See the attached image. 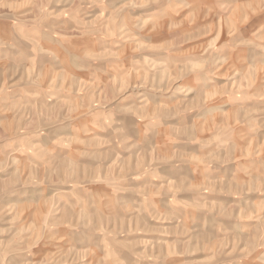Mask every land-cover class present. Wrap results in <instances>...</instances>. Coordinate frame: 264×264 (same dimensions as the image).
Returning <instances> with one entry per match:
<instances>
[{"label": "rangeland", "instance_id": "rangeland-1", "mask_svg": "<svg viewBox=\"0 0 264 264\" xmlns=\"http://www.w3.org/2000/svg\"><path fill=\"white\" fill-rule=\"evenodd\" d=\"M0 264H264V0H0Z\"/></svg>", "mask_w": 264, "mask_h": 264}]
</instances>
